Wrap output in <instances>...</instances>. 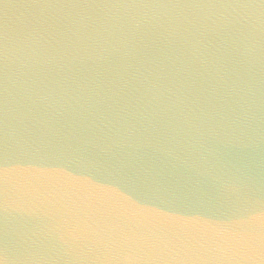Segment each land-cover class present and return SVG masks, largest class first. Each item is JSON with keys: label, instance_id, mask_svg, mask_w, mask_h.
Segmentation results:
<instances>
[{"label": "clouds", "instance_id": "obj_1", "mask_svg": "<svg viewBox=\"0 0 264 264\" xmlns=\"http://www.w3.org/2000/svg\"><path fill=\"white\" fill-rule=\"evenodd\" d=\"M0 264H264V0H0Z\"/></svg>", "mask_w": 264, "mask_h": 264}]
</instances>
